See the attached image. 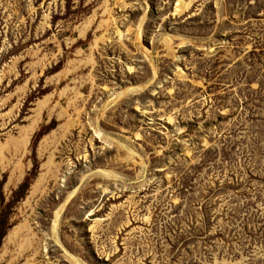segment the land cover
Listing matches in <instances>:
<instances>
[{
  "label": "rangeland",
  "instance_id": "rangeland-1",
  "mask_svg": "<svg viewBox=\"0 0 264 264\" xmlns=\"http://www.w3.org/2000/svg\"><path fill=\"white\" fill-rule=\"evenodd\" d=\"M0 264H264V0H0Z\"/></svg>",
  "mask_w": 264,
  "mask_h": 264
},
{
  "label": "bare ground",
  "instance_id": "bare-ground-1",
  "mask_svg": "<svg viewBox=\"0 0 264 264\" xmlns=\"http://www.w3.org/2000/svg\"><path fill=\"white\" fill-rule=\"evenodd\" d=\"M61 210H62V208H61ZM59 211H60V210H59ZM58 213H59V212H58ZM58 213H57V214H58ZM57 214H56V215H57ZM59 214H61V212H60ZM57 216H58V215H57ZM57 216H56V217H57Z\"/></svg>",
  "mask_w": 264,
  "mask_h": 264
}]
</instances>
